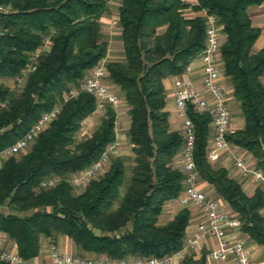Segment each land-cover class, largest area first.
<instances>
[{"label": "trees", "instance_id": "trees-1", "mask_svg": "<svg viewBox=\"0 0 264 264\" xmlns=\"http://www.w3.org/2000/svg\"><path fill=\"white\" fill-rule=\"evenodd\" d=\"M117 1L122 59L105 63V78L127 106L129 175L125 159L115 156L109 158L107 170L83 188L69 184L73 174L90 165L114 140L115 120L112 106L105 104L90 137L76 140L80 121L95 109L94 96L81 92L63 103L33 142L0 166V207L9 209L0 210V234L13 242L25 261L38 254L41 238L55 243L58 236L69 238L82 252L112 259L159 257L181 246L189 209L180 208L159 221L164 204L184 188L175 160L181 135L168 129L162 80L181 72L201 50L202 11L221 26L217 57L243 120L225 140L264 173L260 80L264 46L252 50L260 29L252 25L247 12L264 0ZM0 6L9 7L0 11L1 150L27 131L40 113L58 104L62 93L105 56L107 42L100 21L108 7L107 0H0ZM185 10L193 15H184ZM45 38L49 44L41 50ZM14 77H20L21 83L11 88L3 83ZM188 116L194 125L197 177L224 200L239 222V231L264 249L261 188L255 186L248 195L237 174L231 177L223 166H212L205 153L209 117L191 111ZM50 175H58L59 182L41 188L40 181ZM180 264H205L204 255H186Z\"/></svg>", "mask_w": 264, "mask_h": 264}, {"label": "built area", "instance_id": "built-area-1", "mask_svg": "<svg viewBox=\"0 0 264 264\" xmlns=\"http://www.w3.org/2000/svg\"><path fill=\"white\" fill-rule=\"evenodd\" d=\"M201 15L204 17L205 25L201 50L189 60L181 72L169 76L173 111L180 122L179 169L183 175L184 185L183 190L173 201L179 209H196L200 219L195 224L194 230L185 233L182 244L177 250L159 257L117 259L104 256L84 257L63 252L55 243L48 241L47 261L44 264H180L186 255L195 252L204 238H211L215 242V245L204 254L206 262L252 264L245 240L236 236L239 232L237 219L233 214L224 211L217 201L208 198L198 188L197 170L193 158L194 125L188 116V111L209 117L208 126L212 134L210 145L206 146V160L209 163H215L220 154H224L240 180L253 187H260L264 194V173L255 168L243 153L237 151L225 140V135L232 130V114L228 105V89L224 83L217 57L221 42V26L213 15L206 14L204 11ZM48 44L49 40L45 38L42 47L45 48ZM105 75V67L96 63L77 85L67 88L62 93L58 104L40 113L27 131L0 150V166L6 158L27 148L38 133L56 117L61 105L79 93L85 92L93 95L97 107L102 103L116 106L119 102L118 95L113 90L112 84L106 81ZM14 81L19 84L22 80L16 77ZM120 153L121 144L115 137L106 145L96 160L69 178V184L76 189L83 188L98 175L110 157L118 156ZM59 180L58 175H50L42 179L39 186L49 188ZM0 261L7 264H26L15 249L2 246H0Z\"/></svg>", "mask_w": 264, "mask_h": 264}, {"label": "rangeland", "instance_id": "rangeland-1", "mask_svg": "<svg viewBox=\"0 0 264 264\" xmlns=\"http://www.w3.org/2000/svg\"><path fill=\"white\" fill-rule=\"evenodd\" d=\"M117 6H118V1L117 0H107L108 13H107V15L103 16L104 20L102 19L100 21V31L103 34L104 39L107 42V50H106L105 56L103 58L99 59L97 61V64H102L104 67H105V63L106 62L115 61V60H121L122 59L121 43L117 39V35L119 33V27L117 25V19H116L117 18L116 17V15H117V10H116ZM262 6L263 7H261V9L264 12V4H262ZM8 8H9L8 6H0V11H5ZM184 15L191 16V15H193V13L191 11H189V10H185L184 11ZM261 39H262V36L258 39V41H260ZM42 46H43V44L40 47L41 50H46L47 47H48V46H46L45 48H43ZM36 53H38V52L36 51ZM35 55L36 54H34V56ZM25 71L26 70L23 69L21 72L24 73ZM14 80H15V77L14 78L3 79V83L11 88V87H14V85L16 83ZM106 81H108V80L106 79ZM261 81H262V83H264V74L261 76ZM112 86H113V90L115 92H118L116 90V87L114 85H112ZM226 86H228V85H226ZM168 94H169V92L168 91L166 92V90H165V97H167V96L169 97ZM118 95H119V93H118ZM227 96L229 98L228 105L230 107L231 114H232L233 117H235L238 114L237 113V109H236V105L234 103V100L231 99V96H230L229 93H227ZM118 97H119L118 104L116 106H112V109L114 111V120H115V122H114V132L117 133V134L121 133V135H122V137H121L122 138V140H121V153L117 157H123L125 159L126 176H128L129 175V168L132 166V160H131L132 153H131V145L128 143L127 137L124 134L126 132L127 127H128V117H127V114H126L127 106L124 103V101L122 100L121 95H119ZM96 103L97 102L95 100V109H94V111H92L89 115H87L84 119H82L80 121L79 127H78V129H77V131L75 133V139L76 140H81V139L90 137L92 132L100 124V119L103 117L105 104L102 103L101 106L97 107ZM170 119L174 120V121L178 120L176 115L174 113H172V112H170ZM232 128H233V125H231V129ZM168 129L169 130H176L177 132H179V130H177V124L169 123L168 124ZM176 159H177L176 160L177 161V166H178V168H180V157H179V154L177 155ZM210 164L212 166H219V163H210ZM226 164H228V163H226ZM108 166H109V161L104 165L103 169L98 173V175L96 177L102 175L107 170ZM228 175L233 177V175H231L229 173H228ZM198 188L208 198L213 199L215 201H220L223 204L221 208L224 211L231 212V210L228 208V206L226 205L224 200L219 198L213 192L212 188L207 183L201 181L199 178H198ZM244 192L246 193L247 189ZM73 193H76V191H73ZM263 197H264V194H263ZM169 203L170 204L173 203L172 210L171 209L170 210H171V212H174L176 210V208L174 207V205L176 206V203L174 201H169L168 204ZM166 208L168 209L169 207H166ZM0 210L2 212L6 213V212H8L9 209L7 207H5V206H2V207H0ZM190 210L191 211L193 210L192 212H196V209H194V208H192ZM262 212H263V210H262ZM169 216H170V213L168 215H166V213H165L164 217H159V219H160L159 221L163 222L165 219H168ZM122 229H120V230H122Z\"/></svg>", "mask_w": 264, "mask_h": 264}, {"label": "crops", "instance_id": "crops-1", "mask_svg": "<svg viewBox=\"0 0 264 264\" xmlns=\"http://www.w3.org/2000/svg\"><path fill=\"white\" fill-rule=\"evenodd\" d=\"M262 4H264V2H262L260 5H254V6H250V7L247 8V12H248V15L250 17L252 25L257 26L260 29V34H259L258 38L255 40V42L253 43V45H252V50L253 51H257L262 46H264V12L261 9V7H263ZM116 17H117V15H116ZM261 36H262V39L260 41H258V39ZM260 80H261V77H260ZM162 83H163V86H164V89L166 90V92L167 91L169 92V94H168L169 97L168 96L166 97V104H165V110L168 113V116H167L168 124L169 123L177 124V130H179V128H180L179 120L174 121V120L170 119V112L174 113V111H173V106H172L171 82H170L169 77L164 78L162 80ZM224 83H225V85H227L225 80H224ZM226 87L228 89V86H226ZM242 122H243V120H242V118L240 117L239 114H237L235 117L232 116L231 125H233L234 128L240 127L242 125ZM211 134H212V132L209 129V137H208V140H207V145H210ZM115 137H117L119 139L120 144H121V140H122L121 133H118V134L115 133ZM246 158H248V160L250 162H252V159H250L248 156H246ZM175 160H177V159L175 158ZM215 163H219V165H221L224 168H226L227 172L229 174H231L233 176H237L236 172L232 169V166H231V163H230L229 159L227 157H225L224 154L221 153L220 156H219L218 161L215 162ZM226 163H228V164H226ZM240 184H241V188L244 191H246V189H247L246 193L248 195L253 192L254 188L252 187L251 184H249L247 182H242V181L240 182ZM169 201H173V200H169ZM169 201H167L164 204V206L162 208V212H161L159 217H164L165 213H166V215H168L169 213H174V212H176L179 209L177 205L176 206L174 205L176 210L174 212H171L173 203L172 204H170V203L168 204ZM217 202L222 207L223 204L220 201H217ZM166 207H169V208L167 209ZM188 209L190 211V218H189L188 225L186 227L185 233L193 231L194 227H195V224L200 219V216L197 215V212H192L193 210L192 211L190 210L192 208H188ZM228 213H230V212H228ZM263 213H264V209H263ZM236 236L240 237V238H243L245 240L246 246H247V248L249 250L251 263L252 264H264V249L260 245L256 244L254 241L249 239L245 234L241 233L240 231L236 234ZM47 243H48V239L47 238H41V240H40V248H39L38 254L35 257H33V258L29 259V260H26V264H44L47 261ZM55 244L58 246V248L61 251L67 252V253H69L71 255H78V256L80 255V256H84V257H96V256H98L95 253H89V252L80 251V249L77 248L74 245V243L69 238H67L65 236H58L56 241H55ZM214 245H215V242H214L213 239L204 238V239L201 240L200 245L195 250V252H192L191 254L194 255V257H198L202 253L204 255L205 252L208 249L212 248ZM0 246L6 247V248H9V249H13V250L15 249V246H14L13 242L7 240L1 234H0ZM204 262H205V264H230V263H226V262H214V261L213 262H206L205 259H204Z\"/></svg>", "mask_w": 264, "mask_h": 264}]
</instances>
